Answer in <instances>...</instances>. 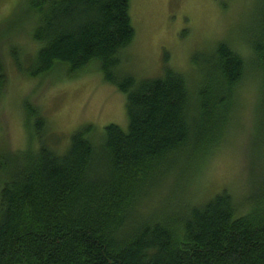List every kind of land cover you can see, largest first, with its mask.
Returning a JSON list of instances; mask_svg holds the SVG:
<instances>
[{"label": "trees", "instance_id": "trees-1", "mask_svg": "<svg viewBox=\"0 0 264 264\" xmlns=\"http://www.w3.org/2000/svg\"><path fill=\"white\" fill-rule=\"evenodd\" d=\"M29 6L38 49L25 59L12 51L17 71L36 79L64 67L74 78L97 63L125 96L128 126H84L59 154L45 117L25 106L38 147L0 154V264H264V192L245 214L226 190L173 213L144 210L178 166L203 163L222 144L246 76L255 73L264 99V20L247 36L251 59L220 41L191 87L166 66L160 78L124 73L121 55L135 37L130 0Z\"/></svg>", "mask_w": 264, "mask_h": 264}, {"label": "rangeland", "instance_id": "rangeland-1", "mask_svg": "<svg viewBox=\"0 0 264 264\" xmlns=\"http://www.w3.org/2000/svg\"><path fill=\"white\" fill-rule=\"evenodd\" d=\"M129 13L135 37L121 55L124 73L137 80L160 78L166 66L187 76L193 87L208 72L207 61L220 41H227L245 61L251 59L247 36L264 20V0H130ZM35 24L29 0H0L5 76L0 89V154L11 157L38 147L25 125L27 104L47 120L52 132L47 144L59 154L84 126L101 133L115 124L126 131L125 96L104 81L97 63L74 78L64 67L36 79L17 71L12 51L22 52L23 59L37 51L32 40ZM256 79L253 72L242 82L231 125L213 155L203 163L185 161L178 166L145 203L146 212L181 211L226 190L245 214L248 201L252 204L264 192V99ZM97 133L91 138L94 143L100 142Z\"/></svg>", "mask_w": 264, "mask_h": 264}]
</instances>
